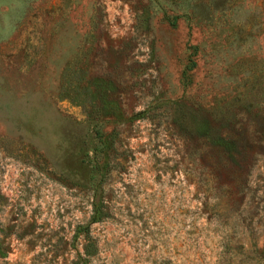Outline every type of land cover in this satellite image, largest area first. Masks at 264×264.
I'll list each match as a JSON object with an SVG mask.
<instances>
[{"label": "rangeland", "instance_id": "1", "mask_svg": "<svg viewBox=\"0 0 264 264\" xmlns=\"http://www.w3.org/2000/svg\"><path fill=\"white\" fill-rule=\"evenodd\" d=\"M0 264H264V0H0Z\"/></svg>", "mask_w": 264, "mask_h": 264}, {"label": "trees", "instance_id": "2", "mask_svg": "<svg viewBox=\"0 0 264 264\" xmlns=\"http://www.w3.org/2000/svg\"><path fill=\"white\" fill-rule=\"evenodd\" d=\"M96 213V212H95ZM96 215V214H95ZM101 219V216H93V222H98ZM81 231L83 232V237L85 244L83 245V252L86 257H93L97 254L98 249L96 247L94 239L89 234L88 228H81Z\"/></svg>", "mask_w": 264, "mask_h": 264}]
</instances>
